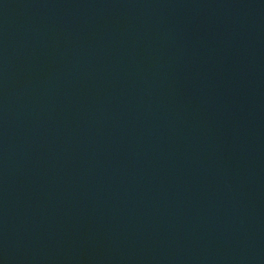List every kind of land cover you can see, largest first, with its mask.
<instances>
[{"label":"water","instance_id":"95a60500","mask_svg":"<svg viewBox=\"0 0 264 264\" xmlns=\"http://www.w3.org/2000/svg\"><path fill=\"white\" fill-rule=\"evenodd\" d=\"M0 87L264 264V0H0Z\"/></svg>","mask_w":264,"mask_h":264}]
</instances>
